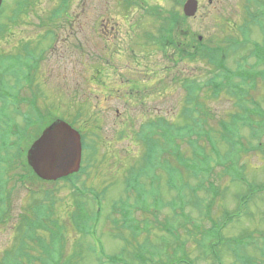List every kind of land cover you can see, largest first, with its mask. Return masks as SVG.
<instances>
[{"label":"rangeland","instance_id":"rangeland-1","mask_svg":"<svg viewBox=\"0 0 264 264\" xmlns=\"http://www.w3.org/2000/svg\"><path fill=\"white\" fill-rule=\"evenodd\" d=\"M5 1L4 11L0 15V24L4 26V32L0 31V54H14L16 50L22 48L23 43L31 41L42 43L38 52L42 51L45 55L39 58L40 69L37 82L33 85L37 96L36 102L51 109L54 117L70 122L80 130L81 134H87L86 142L90 146H95L96 150L87 153L88 160L85 165L89 168L78 182V187L88 193L84 198L76 196L75 190L66 182L34 183L27 179L25 187L17 183L18 186L12 193L10 192L9 220L5 226H0V252L11 245L17 216L22 211L21 208L31 202L30 190L40 195L41 190L49 189L56 193L58 203L64 205L61 207L63 212L60 216L69 224L68 239L72 243H75V240L82 241L83 234L79 233L77 238L72 220L70 224V213L78 202L84 203L83 225L87 224L91 233L90 238L83 240L82 243L86 244L87 250L94 251L91 254L87 253L85 257L87 264H101L99 261L105 257L101 252L108 256L119 254L124 251L126 242L135 239L136 243L132 244L131 249H135L136 254L140 251L144 252L153 261L154 256L159 257L155 250L164 255V249L160 251L153 245L156 239L157 245L164 243L161 242L160 236H165L168 240L171 236L179 239L181 256L192 253L193 256L189 258L192 257L196 264H216L212 253L213 243L217 256L222 257L223 264H230V258L233 257L231 248L234 244L232 243V247L222 245L235 240L242 254L239 264H251L249 254L252 249L260 244L261 251H264V193L261 191L260 195L255 191L256 196L254 195L253 198L260 196L242 211L236 209V197L237 194L254 188V184L250 182L260 187L264 186V157L256 150L257 146H254L256 151L240 153V167L238 165L236 167L243 172L241 166H246L243 174L247 176L244 180L248 179L243 185L232 182L231 175L225 174L226 166L231 163L227 162L223 167L216 163L217 157L212 153V146L208 143V136L211 134L207 127L210 124L215 131H220V122L223 120L230 126L235 125L232 123V114L241 111L233 99L223 94L220 100H205L208 107L207 109L205 105L207 109L205 111H209L207 112L209 123L205 127L208 135H205L203 141L207 147V154L212 155L215 160L205 158L203 162H199L213 168L209 173L212 175L209 179L203 174L199 179L193 177L191 173L184 174L186 169L173 163L175 159L171 157L173 150L177 149L176 146L160 144L159 148L152 146V151H157L155 155H159L157 163L164 160L161 154L163 151L164 157L167 158L166 163L180 169L175 179L176 185L184 190L181 192L186 201L183 206H180L177 193L168 188V175L165 171H158V180L141 179L142 184H145L144 188L138 184L137 176L139 168L143 166L140 162L143 160L144 146L140 143L139 134L144 126L147 122L156 126L155 123H159L162 119L174 122L184 105L183 81L195 78L201 82L200 74L207 71L203 62L190 61L189 56H184L179 61L180 51H177L176 47L181 48L184 53L188 49L190 55H194L197 47L193 44H197V41L208 40L215 32L220 39L222 35L231 33L229 30H241L243 18L240 17H243V14L240 0H199V16L185 18L184 22L178 21L173 30L171 45L165 51H160L157 46L147 47L151 41H148L143 34L153 33L151 34L153 42L160 21L151 15L143 16L141 8L120 6L119 0H69L61 12L62 16L55 21H50L49 16L59 4L58 0H33L30 2V7L25 10V7L23 8V13L16 12L21 7L16 4L18 0ZM135 1L142 3L145 9L158 10L160 14L165 11H182L177 4H172L171 0ZM48 32L54 33V36L47 34ZM45 35L49 37L41 42V38ZM158 39L156 37L155 40ZM253 39L262 43L263 35L257 32ZM36 55L37 52L32 48L28 53L27 61H32ZM230 65L235 66V62L231 60ZM25 72V68L19 71L21 75ZM22 80L27 90L23 93L24 89H22V96L33 97L29 85L24 79ZM11 84L12 87H8L3 97H9L10 90L14 89V83ZM22 110L29 111L31 119L33 118L37 125H47L50 121L47 117L38 120L32 106L24 105ZM42 112L46 115L45 109H42ZM77 112L82 115L75 121L73 117ZM7 114L16 115L14 108L12 107ZM11 122L12 127L13 122H16L15 129L22 130L24 126L22 118ZM237 126L238 135L233 139L235 143L241 141L244 143L240 148L248 150L251 148L247 146L248 143L253 145L258 143L242 121ZM3 128L5 129V124L0 118V130ZM27 129L28 127L25 129L26 132ZM178 131L180 130L164 131L162 136L159 133L156 137L165 138L169 132L175 135ZM39 132V128L33 127L25 139L28 142L31 136L38 135ZM159 132L162 131L159 129ZM182 134L184 135V132ZM213 136L217 141L218 151L220 149L221 155L225 154L230 148V142L224 140L220 133H214ZM219 142L222 145H219ZM261 142L264 145V137ZM192 150L193 148L185 143L181 146V151L187 159H192ZM233 153L234 151L230 154L231 162L235 161V156H239H233ZM235 173L239 174L236 171ZM183 181L184 183H181ZM210 181L221 189L217 203L207 191ZM9 188L12 187L8 184L7 189L10 191ZM91 190L97 197H99L98 193L101 194L102 199L104 197L100 206L90 194ZM197 190H199L198 196L191 200L190 196ZM139 194H141L140 201ZM155 198L157 201L152 203ZM211 201L214 204L210 205L209 218L218 220V223H223L227 218L233 221L222 231L225 240L221 246L216 245L217 242L213 239L215 236V231L211 230L213 224L209 222L207 215L201 214L210 210L207 205ZM197 205L201 207L193 208ZM165 206L168 207L164 210ZM179 207L182 208L180 211ZM149 209L163 217L167 228V233L164 234L163 226L161 230L150 214L151 230L157 235L155 237L151 233L147 236L151 241H148L141 230L136 229L137 233L132 235L134 230L124 223L126 220L129 225L138 227L139 222L134 215H138V219L144 218L146 215L142 210ZM152 210L150 213H154ZM176 211L181 212L179 217L175 214ZM181 224L187 226L180 228ZM257 230L258 233H255ZM236 236H241L242 239L237 241ZM205 238L208 244L204 242ZM251 243L255 246L248 248ZM126 249L128 250V247ZM124 255L131 261V256L125 251ZM135 255L133 254V257ZM195 255L198 256L195 258ZM255 257L259 258L258 251L255 252ZM122 259L125 261L124 257ZM261 262L264 261L258 260L256 264ZM130 264L137 263L131 261Z\"/></svg>","mask_w":264,"mask_h":264},{"label":"trees","instance_id":"trees-1","mask_svg":"<svg viewBox=\"0 0 264 264\" xmlns=\"http://www.w3.org/2000/svg\"><path fill=\"white\" fill-rule=\"evenodd\" d=\"M178 21H180L179 17H176L175 21H173V19L169 20L168 27L155 44L160 51H165L170 47L173 30L178 24ZM261 25L264 26V22H261ZM193 46L197 47L194 55H190L191 52L188 49L184 53L181 48L176 47L177 51H180L179 61H181L184 56H189L190 61L199 60L203 62L207 68V72L210 73L207 80L205 82H199L191 78L186 80L185 84L182 83V88L185 91L183 99L184 105L178 113V118L174 122L169 121L168 123L160 120L159 123H156V126L149 125L147 133L146 130H144V133H140L141 139L148 141H144V143L147 145L145 146L146 152L147 149H149V158L155 161L156 166H159L153 171L140 168L137 172L138 184L144 188L145 184H142L141 179L149 178L152 181L158 180V171H165V174L168 175V188L173 189L177 193L176 195L179 199L180 206L186 203L181 193L184 191L183 188L176 185L175 178L180 173V169L174 168L166 163L167 158L164 157L165 153L163 151L161 154L164 160H162L161 163H157L159 155L153 154L154 151H152V146H159V144L169 147L176 146L177 149L175 148L171 155V157L175 159L173 163L184 167L186 169L184 174L191 173L196 179H199L200 175L203 174L209 179V177H211L209 173L213 168L208 164L200 163L201 161L203 162L205 158H209V155L206 153V147L196 145L199 140H202L205 135H208V133L205 132V127L209 123L207 120L208 114L205 112V110H207L205 107V100L208 101L210 98L223 94L235 99L236 106L241 112L232 115V123L235 124L234 126H230L228 122H222L219 127L220 131H215V128L210 124L208 129L210 134L212 132L220 133L224 140L234 144L235 141L233 137L238 135L237 124L241 121L244 123L245 127L250 129L254 137L260 135L262 130L264 131V106H262L264 102L261 101V98H258L262 90L259 84H261L260 82L264 84V47L261 48L257 44L252 45L247 38L239 39L236 37H226L219 40L210 37L208 40L197 41V44H193ZM243 53L251 55V61L248 62ZM230 60L235 62V66L230 65ZM174 61L176 62L175 58ZM261 68L263 69L261 70ZM16 73L20 76L18 71ZM18 80H21L20 77H18ZM22 105L32 106L34 114L41 113V109L37 107L34 101L21 98L16 89H11L9 97H4V99L3 88L0 89V118L1 122L5 124V129L3 128L0 130V226H5L9 220L11 210L10 196L13 189H15L18 184L24 186V182L27 179L32 182L35 180L41 181L26 163V150L32 141V136L28 142L25 137L28 136V129L33 123L35 124V120L33 118L31 119L29 111L22 112ZM12 107L14 108L15 114L21 115L24 120V126L21 131L15 129L16 122H13L12 127L11 120H16L15 116L7 114ZM43 118L42 114L37 117L38 120H42ZM26 127H28L27 132L25 130ZM159 129L162 132H159ZM177 129L180 131L173 135V132ZM168 130L173 132H169L165 138L162 137L158 139L156 137L159 133H161L160 136H162L164 131ZM182 132H184V135ZM208 139L211 140V135L208 136ZM183 140H186L188 145L193 148L191 151L192 159H187L181 151L182 145L179 141ZM210 145L215 146L216 142H211ZM79 178L80 175H74L59 182L70 184L76 191L78 189L77 184ZM8 183L12 187L9 188L10 191L7 189ZM181 183H184V181ZM159 184L161 185V182H159ZM219 190H221L220 187L210 181V186L207 187V191L213 196L214 202L216 203L220 198ZM198 191L199 190H197L194 195L190 196L191 200L198 196ZM74 194L76 193L74 192ZM31 195V202H29L26 207H22V211H20L17 216V224L12 232L13 238L11 245L0 252V264H87L85 257L88 251H85V246L83 247V244L81 245V241L76 240L74 248L71 249V242L70 239H68L69 224L66 222V219L60 216L63 212L61 207L64 205L58 203L56 193L54 191H51V193L42 192L39 195L32 192ZM140 197L141 194L138 195L139 201ZM156 201L157 198H155L152 203ZM212 204H214L213 201L207 205V208L210 210L201 214L207 215L209 222L213 224L211 228V230L215 231L213 239L216 240V245L221 246L225 240L222 231L233 221L227 218L223 220V223H218V220L209 218L208 213L211 211L210 205ZM199 207L201 206L197 205L193 208ZM181 209L182 208L179 207V211ZM150 210L152 209L146 211L142 210L146 217L140 222L141 225L139 223L138 227L129 225L125 220L124 223L126 226L134 230V232L131 233L132 235L135 234L137 229L143 231L142 234L146 237L151 233L157 237L155 232L151 230L150 214L154 217L155 222L159 224L160 228L163 226L165 230L163 233H167L166 224L161 222L160 215L153 210L154 214H152ZM175 214L179 217L181 212L176 211ZM82 215L83 211L80 209V206L77 205L70 213V218L76 231L80 234L85 233V235L88 236L91 232L85 225H81ZM134 218L137 220L135 215ZM186 226L187 224H181L180 228ZM160 228H158L159 231ZM147 238L148 241H151L149 237ZM240 238L241 237L237 238V241L240 240ZM160 239L161 242H164L163 244L157 245L156 241L158 240L156 239L153 245L160 251L164 249V255H161L155 250V253H158L159 257L154 256L152 261L149 255L141 251L136 254V250L133 249L132 252L136 255L133 257V254H131V261L137 264H196L192 257L189 258L192 253L181 256L179 246L181 241L179 239H176L174 236H171L170 240H168V238L166 239L165 236H160ZM204 242L207 243V238L204 239ZM229 242L230 243H225L222 246L232 247V243L237 245L235 240H230ZM133 243H136V239L131 242H126L124 251L127 252L126 248H131ZM221 248L223 250V247ZM231 249L233 256L239 261L241 256L238 250H235L233 247ZM124 251L109 256L106 262L109 264H130L131 261L124 255ZM254 254L255 251H253V255L249 256L251 264H256L258 261V259L254 258ZM177 256H179V258ZM197 256L198 255H195L194 257L196 258ZM123 257L125 261H123ZM214 257L217 264H223L221 256H217L216 254ZM99 263L105 264L101 260Z\"/></svg>","mask_w":264,"mask_h":264},{"label":"water","instance_id":"water-1","mask_svg":"<svg viewBox=\"0 0 264 264\" xmlns=\"http://www.w3.org/2000/svg\"><path fill=\"white\" fill-rule=\"evenodd\" d=\"M195 10L196 3L189 2L186 13L192 15ZM80 160V136L64 122L48 128L28 152L29 165L40 178L47 181H56L77 172Z\"/></svg>","mask_w":264,"mask_h":264}]
</instances>
